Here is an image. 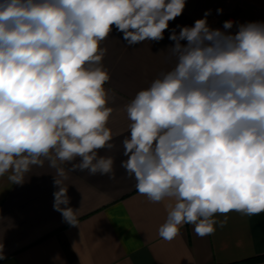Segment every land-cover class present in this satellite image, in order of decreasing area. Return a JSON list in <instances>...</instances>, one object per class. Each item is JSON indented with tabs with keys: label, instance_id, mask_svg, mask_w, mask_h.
Wrapping results in <instances>:
<instances>
[{
	"label": "clouds",
	"instance_id": "9594fccd",
	"mask_svg": "<svg viewBox=\"0 0 264 264\" xmlns=\"http://www.w3.org/2000/svg\"><path fill=\"white\" fill-rule=\"evenodd\" d=\"M185 6L0 0V178L22 185L47 163L57 189L53 208L77 226L67 173L114 180V158L100 153L123 135L120 168L136 191L153 203L170 201L158 227L163 240L185 225L212 235L230 212L264 213V21L212 28L208 10L192 26L177 25L168 37L171 66L123 106L127 134L108 126L115 109L102 42L114 29L129 47L162 41Z\"/></svg>",
	"mask_w": 264,
	"mask_h": 264
},
{
	"label": "crops",
	"instance_id": "0c3cea01",
	"mask_svg": "<svg viewBox=\"0 0 264 264\" xmlns=\"http://www.w3.org/2000/svg\"><path fill=\"white\" fill-rule=\"evenodd\" d=\"M208 10L212 28L228 15L238 23L264 21V0H186L182 15L169 22L162 41L129 47L114 29L102 42L107 48L103 64L111 76L105 87L115 109L108 125L113 133L127 134L124 104L171 66L166 60L173 44L168 39L171 30L192 26ZM122 139L115 136L114 148L100 153L114 158V180L87 171L67 173L64 185L69 206L78 210L77 226L53 208L57 189L47 163L34 168L22 185L0 178V254L5 257L0 264H264V213L230 212L212 235L199 237L192 225H185L175 239L163 240L158 227L167 218L170 201L153 203L136 191L135 180L120 168Z\"/></svg>",
	"mask_w": 264,
	"mask_h": 264
},
{
	"label": "built area",
	"instance_id": "2783aa9c",
	"mask_svg": "<svg viewBox=\"0 0 264 264\" xmlns=\"http://www.w3.org/2000/svg\"><path fill=\"white\" fill-rule=\"evenodd\" d=\"M226 20H233V21L237 22L235 16L228 15V16L224 17L221 21H219L217 24H215V26L213 28H222L223 22L226 21Z\"/></svg>",
	"mask_w": 264,
	"mask_h": 264
},
{
	"label": "rangeland",
	"instance_id": "374dc122",
	"mask_svg": "<svg viewBox=\"0 0 264 264\" xmlns=\"http://www.w3.org/2000/svg\"><path fill=\"white\" fill-rule=\"evenodd\" d=\"M217 24V23H216ZM215 26V25H214Z\"/></svg>",
	"mask_w": 264,
	"mask_h": 264
}]
</instances>
